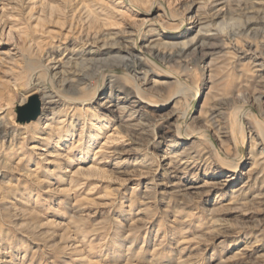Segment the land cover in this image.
Instances as JSON below:
<instances>
[{
	"label": "rangeland",
	"instance_id": "1",
	"mask_svg": "<svg viewBox=\"0 0 264 264\" xmlns=\"http://www.w3.org/2000/svg\"><path fill=\"white\" fill-rule=\"evenodd\" d=\"M258 10L264 0H0V264H264L252 103H264V21L246 35L230 21ZM109 37L148 64L147 82L108 53L87 88L61 90L50 69ZM157 43L173 64L151 56ZM110 88L131 91L133 115L105 102ZM32 97L41 115L20 121Z\"/></svg>",
	"mask_w": 264,
	"mask_h": 264
},
{
	"label": "bare ground",
	"instance_id": "2",
	"mask_svg": "<svg viewBox=\"0 0 264 264\" xmlns=\"http://www.w3.org/2000/svg\"><path fill=\"white\" fill-rule=\"evenodd\" d=\"M224 3L225 2L220 3L219 5H223ZM256 12H257V14L255 16H253V15H251L252 13L245 11L242 14L232 16L230 18V21L238 20L237 22L239 24L244 25L243 31L241 33L246 35L245 33L248 30V24L250 23V21L252 22L253 19H257V20L261 19L262 21H264V10L263 11L258 10ZM244 19L246 20L245 22H244ZM242 34H240V35H242ZM182 36H184V34L178 35L176 37H172V40H177V41H173L174 43L165 42V43H162V46L174 48L177 45H180V39L182 38ZM108 40H110V42H108ZM108 40L103 42L102 46L97 47V48L95 47L96 49H94V50H89V51L80 53V55H78V57L76 56V58L74 57L73 54H70V56L68 58L64 57V55H63V58L60 60L61 63L58 66L55 65L53 68L50 69L51 71H56V70L60 69V71H58L54 74L53 78L55 81L58 80V86H59V88H61V90H67V91H70L74 94H77L80 87H86L87 88L89 86L90 80H93L95 78V76L100 74L104 69L112 67L110 61L107 62L108 60H104V58H102L105 54H108V53H110L111 56L114 57V59H113L114 63L122 65V67L124 69H126L128 74L130 76L134 77L137 84L140 85V83L147 82V80H145V79L143 81H141V79L139 78L138 72L141 71V72H144L148 75V73L150 72L148 64L144 63L142 60L137 59L138 56H136V55L134 56V54L129 49L125 48L126 51L129 52L127 55L121 54L120 51L115 50L116 46L119 44L118 40H116L114 38H110ZM103 41H104V39H103ZM184 45H186V44H184ZM106 46H107V48H108V46L111 48L109 49V51L105 52L103 49ZM155 46L156 47L151 48L149 50V53L151 54V56H155V58L162 59V62H165L166 64H173L174 63V60H175L174 58L177 54H170L168 57L166 54L164 55L160 51H158L157 46H161V43H157ZM149 47H151V46L149 45ZM65 59H66V61L64 62ZM103 63H105L106 65H103ZM65 65H68V66L74 67V68L76 67V69L73 70V72L69 73V72H67V70H64ZM90 71L93 74L89 73ZM76 73H81L82 75H77ZM161 77L164 78V81L162 83H160V86L162 87V89L163 88L168 89L169 84H170L168 77H166V76L165 77L161 76ZM124 89H125V87H124ZM46 93L42 94V98H46V95L48 96V93L47 94ZM96 94H97V90L94 91L90 95L89 98L85 99L84 102L94 100L96 97ZM101 95H105V94L102 93ZM131 96H132V93L130 90H126L125 96L119 97L118 91L116 89L110 88L109 93H107V95L105 97V102L110 103V105L114 106V108L119 107L118 110L120 109L121 113L130 111L133 115V112H134L133 110H135V107L138 106L139 102ZM37 99H38V97H37ZM38 102H39L38 115H37L35 120H32L30 122L36 121L41 115L42 105H41V102L39 99H38ZM252 103H254L255 106H257V109L259 112L264 114V103L262 102V96H258V97L253 98ZM46 105H50V103L49 104L46 103ZM21 106H23V105H21ZM110 112H114V109L110 110ZM258 123H260V122H258ZM5 131L6 130L4 129L3 122H0V135L2 133H4ZM257 136H258V138L262 139V142H264V127H262V126L258 127V135ZM256 141L257 140L254 139V143ZM255 165L257 167H260L261 163H259L257 161V162H255Z\"/></svg>",
	"mask_w": 264,
	"mask_h": 264
},
{
	"label": "water",
	"instance_id": "3",
	"mask_svg": "<svg viewBox=\"0 0 264 264\" xmlns=\"http://www.w3.org/2000/svg\"><path fill=\"white\" fill-rule=\"evenodd\" d=\"M39 102L37 97H32L29 102L17 108V114L20 121L30 122L35 120L38 115Z\"/></svg>",
	"mask_w": 264,
	"mask_h": 264
}]
</instances>
